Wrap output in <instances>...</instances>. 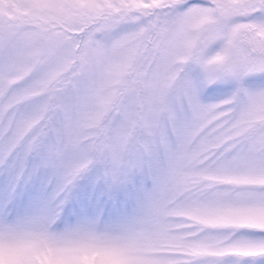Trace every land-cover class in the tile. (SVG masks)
I'll use <instances>...</instances> for the list:
<instances>
[{
	"label": "snow or ice",
	"instance_id": "snow-or-ice-1",
	"mask_svg": "<svg viewBox=\"0 0 264 264\" xmlns=\"http://www.w3.org/2000/svg\"><path fill=\"white\" fill-rule=\"evenodd\" d=\"M216 7L222 16L228 14L227 5ZM33 8L43 21L38 32L16 27L0 32V219L5 221L0 227V257L4 264L21 254L35 256L31 264H55L54 257L67 252L74 254L76 264H157L158 258L148 249L170 232L168 200L172 197H178L194 216L264 217V37L256 34L264 32V0L245 5L249 18H258L259 23L247 46L235 53L236 67L225 73L232 81L222 78L178 94L173 99L171 127L165 122L153 142H145L135 157L125 154L127 140L119 130L102 128L87 139L82 137L75 112L87 97H77L74 88L52 86L61 48L48 23L73 13L106 22L162 13L156 9L129 12L126 7L114 12L102 3L67 0H41ZM85 58L82 50L81 59ZM254 77L261 80L258 88L250 86ZM209 96L218 98L208 101ZM206 113H219L224 121L218 120L220 127L210 133L223 142L213 166V175L221 179L211 183L178 176L173 169L182 149L195 143L193 134ZM206 134L208 129L196 139ZM145 168L151 175L150 187L136 185L137 169ZM86 172H94L92 185L103 183L109 194L135 186L132 196L138 214L117 231L100 232L89 222L70 241L57 238L48 231L55 222L53 206L58 204L63 211L68 199L81 192L75 186ZM229 177L251 182H227ZM21 188L20 198H27L32 206L24 228L6 221ZM189 231L197 232V241L226 254L187 257L172 264H264V227L194 224ZM232 248L258 254L228 253Z\"/></svg>",
	"mask_w": 264,
	"mask_h": 264
},
{
	"label": "rangeland",
	"instance_id": "rangeland-1",
	"mask_svg": "<svg viewBox=\"0 0 264 264\" xmlns=\"http://www.w3.org/2000/svg\"><path fill=\"white\" fill-rule=\"evenodd\" d=\"M41 0H0V32L10 27L23 31L38 32L43 21L34 13L33 6ZM250 0H84V4L102 3L112 11L119 12L126 7L129 12L139 9H156L162 15L158 17H142L129 15L118 22H106L93 19L90 16L69 14L78 23L94 25L92 30L83 36L78 29H73L67 35L63 31L48 28L58 38L61 57L53 70L62 86L74 88L77 97H87L84 91L89 86L78 68L87 67L94 62L104 60L110 55L118 56L109 84L113 94L104 98L103 103L111 105L119 97V103L104 118V128L119 130L126 140L125 154L135 157L137 150L145 142H153L154 133H158L167 122L171 127L173 116V99L184 92L195 89L202 84L220 82L222 78L232 81L231 76L225 77L227 70L235 68V53L246 47L253 31L257 28L258 18H249L245 5ZM228 6V14L222 16L216 5ZM163 5V7H161ZM264 37V32L256 33ZM87 48L85 49V46ZM82 50L86 58L81 59ZM261 84L259 77L250 80L252 88ZM238 87L244 85L237 84ZM209 96L208 101L217 99ZM88 99V97H87ZM95 119V117H93ZM224 121L221 114L206 113L201 125L195 130V143L205 129L209 134L214 132L217 121ZM223 142L218 138L214 147L208 150L209 157L215 163L210 168L194 174L198 179L211 183L221 179L213 175L218 153ZM136 185L151 186V175L147 168L137 169ZM249 183L251 181L229 177L227 182ZM135 186L122 189L118 194H109L105 188L97 189L94 185L74 194L67 204L54 205L55 225L61 219L69 220L90 213L94 216L111 217L120 212L134 197ZM17 194L15 201L9 206L10 215L6 217L7 224L28 226L32 215V206L27 198L21 199ZM3 192L0 191V196ZM176 215L168 217L169 234L158 239L148 251L158 258L157 264H172V261L187 257L222 256L225 252L217 251L208 244L197 241V232L189 231L194 224L207 226L238 225L241 227H264V217L244 216H194L179 199ZM181 223L177 226L174 221ZM5 221L0 219V227ZM50 234L57 238L71 240L74 235L53 231ZM228 253L235 255H256L252 249L232 248ZM11 264H31L35 256L21 254L12 257ZM43 259V257H41ZM55 264H76L73 253L67 252L54 257ZM0 264L4 260L0 257Z\"/></svg>",
	"mask_w": 264,
	"mask_h": 264
},
{
	"label": "clouds",
	"instance_id": "clouds-1",
	"mask_svg": "<svg viewBox=\"0 0 264 264\" xmlns=\"http://www.w3.org/2000/svg\"><path fill=\"white\" fill-rule=\"evenodd\" d=\"M67 2L70 4H76L84 3V0H67ZM48 25H50L52 29L58 31L67 29L64 33L65 35L73 29H78L80 36L85 35L87 31L92 30L94 27V25H82L72 16L50 21ZM117 60L118 56L110 55L102 61L94 62L87 67L78 68L81 72L82 78L89 83V86L84 91V95L88 97L87 102L78 104L75 112L79 131L84 139H87L89 136L94 135L98 130L104 128V118H106V115L112 110V108L116 107L119 103V97L114 99L111 105L103 103L105 97L113 94L109 79L112 76ZM52 86L62 87L61 80H56ZM93 117H95V119H93ZM261 123L264 124V119L261 120ZM217 139V135L206 134L196 143L186 145L173 161V169L175 173L181 177H190L194 176L195 173L201 170L210 168L215 162L210 159L208 150L216 145ZM94 179V172H86L75 187L79 188L80 191H84L87 187L92 185ZM96 188H104V184L101 183ZM179 203L178 197L169 198V216L177 214L176 210L179 208ZM138 211L137 202L135 198H133L120 212L111 217H97L90 213H85L69 220L61 219L55 225H49V228L53 231L75 235L82 228L88 226L89 222H92L91 226L100 232L117 231L128 224L130 219L138 214ZM174 223L179 226L181 222L176 220Z\"/></svg>",
	"mask_w": 264,
	"mask_h": 264
}]
</instances>
